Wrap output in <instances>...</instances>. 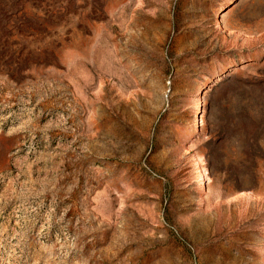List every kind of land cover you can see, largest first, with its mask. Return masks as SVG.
I'll return each instance as SVG.
<instances>
[{"label": "rangeland", "instance_id": "374dc122", "mask_svg": "<svg viewBox=\"0 0 264 264\" xmlns=\"http://www.w3.org/2000/svg\"><path fill=\"white\" fill-rule=\"evenodd\" d=\"M0 264H264V0H0Z\"/></svg>", "mask_w": 264, "mask_h": 264}, {"label": "trees", "instance_id": "16d2710c", "mask_svg": "<svg viewBox=\"0 0 264 264\" xmlns=\"http://www.w3.org/2000/svg\"><path fill=\"white\" fill-rule=\"evenodd\" d=\"M252 182V181H251ZM250 183V182H249Z\"/></svg>", "mask_w": 264, "mask_h": 264}]
</instances>
